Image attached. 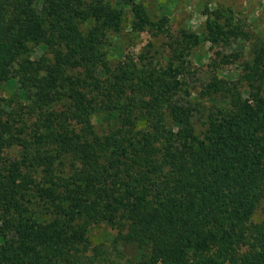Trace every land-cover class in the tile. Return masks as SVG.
Wrapping results in <instances>:
<instances>
[{
	"label": "trees",
	"instance_id": "obj_1",
	"mask_svg": "<svg viewBox=\"0 0 264 264\" xmlns=\"http://www.w3.org/2000/svg\"><path fill=\"white\" fill-rule=\"evenodd\" d=\"M115 1L0 0V88L35 118L0 107V264H264V221L253 222L264 54L243 69L250 98L210 86L229 107L209 109L198 131L173 63L184 52L167 67L108 65L107 33L126 8L136 30L152 24L136 0ZM42 47L49 56L34 61ZM33 197L46 211L33 212ZM102 224L110 246L91 242Z\"/></svg>",
	"mask_w": 264,
	"mask_h": 264
},
{
	"label": "rangeland",
	"instance_id": "obj_2",
	"mask_svg": "<svg viewBox=\"0 0 264 264\" xmlns=\"http://www.w3.org/2000/svg\"><path fill=\"white\" fill-rule=\"evenodd\" d=\"M147 9L151 25L136 30L130 8L124 10L123 27L120 31H108L103 51L107 63L116 66L145 70L149 64L159 68L173 62V51L184 52L174 67H181L186 80L182 102L192 109L193 121L198 131L203 130V115L209 109L229 107V99L213 95L210 86L222 83L227 89L242 93L243 99L251 97L246 84L244 66L257 55L264 54V0H136ZM115 6V0H109ZM158 24L159 28H153ZM49 50L37 48L32 59L48 57ZM16 89L0 88V107L14 113L12 118L31 124L32 112L21 110L14 102ZM224 92V91H223ZM201 109V110H200ZM95 118V123H96ZM21 124V123H20ZM18 124V126H20ZM17 125V124H16ZM16 129V128H15ZM31 131V129H29ZM27 137V132L25 134ZM29 137V136H28ZM22 148L12 146L6 150L8 158L20 159ZM33 212L37 208L46 211L45 202L33 197ZM264 221V200L259 205L254 223ZM114 231L105 224L96 226L90 233L93 245L110 246ZM120 251L135 258V250L121 246Z\"/></svg>",
	"mask_w": 264,
	"mask_h": 264
}]
</instances>
